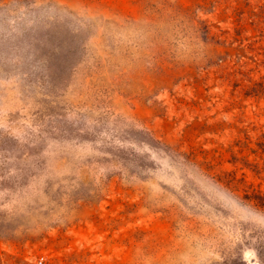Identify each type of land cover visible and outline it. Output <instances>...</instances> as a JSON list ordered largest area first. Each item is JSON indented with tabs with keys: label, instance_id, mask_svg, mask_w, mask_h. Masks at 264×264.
<instances>
[{
	"label": "rangeland",
	"instance_id": "374dc122",
	"mask_svg": "<svg viewBox=\"0 0 264 264\" xmlns=\"http://www.w3.org/2000/svg\"><path fill=\"white\" fill-rule=\"evenodd\" d=\"M260 203L264 0H0V264H264Z\"/></svg>",
	"mask_w": 264,
	"mask_h": 264
},
{
	"label": "trees",
	"instance_id": "16d2710c",
	"mask_svg": "<svg viewBox=\"0 0 264 264\" xmlns=\"http://www.w3.org/2000/svg\"><path fill=\"white\" fill-rule=\"evenodd\" d=\"M262 206H264V203H260Z\"/></svg>",
	"mask_w": 264,
	"mask_h": 264
},
{
	"label": "built area",
	"instance_id": "2783aa9c",
	"mask_svg": "<svg viewBox=\"0 0 264 264\" xmlns=\"http://www.w3.org/2000/svg\"><path fill=\"white\" fill-rule=\"evenodd\" d=\"M42 263V262H41Z\"/></svg>",
	"mask_w": 264,
	"mask_h": 264
}]
</instances>
